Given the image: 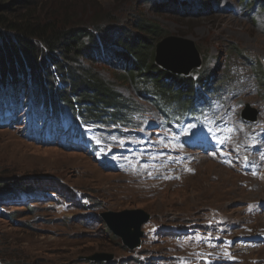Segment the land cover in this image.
Listing matches in <instances>:
<instances>
[{"label":"rangeland","instance_id":"obj_1","mask_svg":"<svg viewBox=\"0 0 264 264\" xmlns=\"http://www.w3.org/2000/svg\"><path fill=\"white\" fill-rule=\"evenodd\" d=\"M20 1L1 0L0 11L11 5L12 14L35 10L37 16H67L72 23L88 27L110 25L106 19L110 16L126 29L141 17L162 29L165 37L192 42L199 55L197 70L207 81L198 93L208 106L203 123H188V134L177 140L178 136L166 132L150 91L116 82V91L133 108L125 111L136 114L132 118L136 129L89 126L102 136L90 132L106 144L105 152L119 155H101L104 162H115L119 173H112L78 144L71 143L69 150L43 146L23 137L20 126L0 129V179L57 182L77 194L76 199L56 203L45 192L44 203L33 202L40 201L38 197L28 203L32 211L15 204L1 212L0 254L7 257V264H84L78 259L95 253L110 254L114 264H226L223 240L257 227L256 236L264 230V170L249 172L228 165L231 151L239 156L244 131L253 129L251 122L241 119L246 109L254 112L257 128L264 131V79L258 72L264 75V8H251L254 2L261 5L260 0H197L190 3L196 9L190 13L154 9L153 0ZM97 67L109 82L114 74H122L115 65ZM237 121L246 127H239L241 134L222 142L213 155L180 145L181 140L199 134L215 144L218 133L224 139ZM64 129L72 131L69 126ZM141 134L148 138L140 141ZM67 140L72 139H62ZM139 145H146L145 151ZM140 158L167 163L152 173L141 167ZM132 210L150 216L141 229L142 245L136 255L127 253L119 238L108 236L106 224L98 218L102 213ZM232 251L233 264H264V247Z\"/></svg>","mask_w":264,"mask_h":264},{"label":"trees","instance_id":"obj_2","mask_svg":"<svg viewBox=\"0 0 264 264\" xmlns=\"http://www.w3.org/2000/svg\"><path fill=\"white\" fill-rule=\"evenodd\" d=\"M191 2L197 0H153V8L195 12ZM259 2L263 9L264 0ZM3 9L0 11V108H8L26 96L36 104L47 101L54 109L68 111L87 121L128 123L130 120L122 112L132 106L116 91V82L150 91L153 104L161 114L171 109L192 110L199 89L207 86L199 70L183 77L155 65V45L165 37V32L144 18L136 19L131 24L133 29L123 28L110 16L106 17L110 25L88 27L72 23L67 16H37L35 10L12 14L11 5ZM99 64L115 65L122 74H114V80L109 82L100 74ZM258 72L264 79L263 72L259 69ZM25 78L27 84L22 82ZM0 187H3L0 213L20 203L21 195L38 197L40 201L33 202L40 203L46 199L45 192L56 194L53 202L56 198L74 199L57 182L2 177ZM23 207L33 210L30 205ZM106 233L111 235L107 228ZM6 258L0 254V264H5Z\"/></svg>","mask_w":264,"mask_h":264},{"label":"water","instance_id":"obj_3","mask_svg":"<svg viewBox=\"0 0 264 264\" xmlns=\"http://www.w3.org/2000/svg\"><path fill=\"white\" fill-rule=\"evenodd\" d=\"M154 63L161 70L173 75L188 76L193 70L199 68L200 61L192 42L175 36H168L156 43ZM254 116L246 114L244 118L253 120ZM100 217L112 235L119 238L129 251L139 247L143 235L141 229L150 220V216L141 210L107 212ZM112 258L110 254L95 253L78 260L110 263Z\"/></svg>","mask_w":264,"mask_h":264},{"label":"bare ground","instance_id":"obj_4","mask_svg":"<svg viewBox=\"0 0 264 264\" xmlns=\"http://www.w3.org/2000/svg\"><path fill=\"white\" fill-rule=\"evenodd\" d=\"M218 144H219V142H218Z\"/></svg>","mask_w":264,"mask_h":264}]
</instances>
